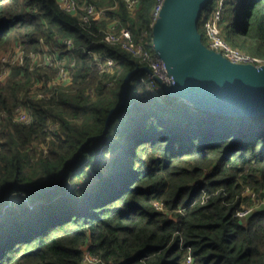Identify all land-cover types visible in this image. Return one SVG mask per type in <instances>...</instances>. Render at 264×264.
Segmentation results:
<instances>
[{"label": "trees", "instance_id": "1", "mask_svg": "<svg viewBox=\"0 0 264 264\" xmlns=\"http://www.w3.org/2000/svg\"><path fill=\"white\" fill-rule=\"evenodd\" d=\"M79 1L104 16L68 14L57 0H0V51L20 46L25 56L0 63V74L10 69L0 82V264H85L86 251L92 264H264V115L198 110L156 83L148 93L139 71L104 131L125 76L143 67L105 35L126 29L136 44L146 33L154 53L156 0H138L135 12L122 0ZM218 1L198 22L205 45ZM218 25L264 64V0H223ZM42 44L59 46L68 83L33 61ZM107 58L115 66L102 72ZM20 106L29 122L15 120Z\"/></svg>", "mask_w": 264, "mask_h": 264}, {"label": "water", "instance_id": "2", "mask_svg": "<svg viewBox=\"0 0 264 264\" xmlns=\"http://www.w3.org/2000/svg\"><path fill=\"white\" fill-rule=\"evenodd\" d=\"M211 0H164L151 25L154 53L164 63L169 85L157 82L167 96L182 100L192 107L230 117L264 115V64L235 63L221 52L210 49L202 41L198 22ZM139 71L138 67L124 78L122 101L112 109L105 129L115 111L124 106L127 84ZM90 137L81 146L96 140Z\"/></svg>", "mask_w": 264, "mask_h": 264}, {"label": "built area", "instance_id": "3", "mask_svg": "<svg viewBox=\"0 0 264 264\" xmlns=\"http://www.w3.org/2000/svg\"><path fill=\"white\" fill-rule=\"evenodd\" d=\"M126 8L130 12H135L138 7V0H122ZM164 0H156L154 5L153 18L154 21L159 13ZM61 9L71 15H77L81 13H86L87 15L93 17L94 19H100L104 16L105 9L98 8L91 3L83 2L81 3L79 0H57ZM223 0L218 1L217 7L212 11L210 16L206 18L203 29L204 36L207 42V47L213 49L215 51L221 52L223 56L235 63H251L254 65H261L262 61L259 59H255L251 56L246 55L240 50L231 47L221 36L219 29V21L221 19V10H222ZM112 28L107 31L105 35V42L109 44H119L125 51L133 55L137 58L145 67H148L149 72L146 75V79L143 80L145 85L146 92L155 93L159 86L161 85L157 82L160 80L163 84L169 85L172 82V78L168 76L166 67L164 63L158 58V56L147 49L144 38L146 33L140 38L139 42L136 44L133 42L132 35L129 30L121 29L116 30L115 26H111ZM64 45L71 47V42L69 40L63 41ZM43 55L39 56V62L34 59L35 63H42L46 66H52L57 69V77L54 79L53 83L59 82L61 84H66L71 80V72L70 69H67L65 65V61L56 58V51L59 50V46L50 47L49 45L42 44ZM14 54L11 58H3L0 62L3 64L8 63L11 67L13 65H23L25 56L23 52L20 50V46H17L13 50ZM37 57V56H36ZM75 65V59L72 60L71 68ZM115 66V63L112 59L107 58L105 64H100V71H108V69ZM4 75H8L10 73V69H6L2 72ZM1 73V74H2ZM0 74V75H1ZM6 78V77H5ZM4 78V79H5ZM2 79L1 81H3ZM158 84L159 86L155 85ZM4 115H0V124L4 119ZM15 120L18 122H29L30 120V111L25 110L21 106L17 108L15 113ZM25 200V199H24ZM12 201V200H11ZM257 205L261 204V202H256ZM252 212V209H247L246 211L240 212L238 216H245ZM96 259L90 257L88 251L85 252L84 263L92 264L96 262ZM186 264H192V258L188 256L185 261Z\"/></svg>", "mask_w": 264, "mask_h": 264}, {"label": "rangeland", "instance_id": "4", "mask_svg": "<svg viewBox=\"0 0 264 264\" xmlns=\"http://www.w3.org/2000/svg\"><path fill=\"white\" fill-rule=\"evenodd\" d=\"M13 50L12 49H8V50H5V51H0V61L5 57V58H11L13 56ZM42 56V55H41ZM36 58V60L39 62V56H34L32 55V59L34 61V59ZM1 63V62H0ZM41 63V62H40ZM6 77V75H4L3 73L0 75V82L2 79H4ZM17 196L19 195H15V194H12L10 196V200H12V202H14L16 199H17ZM23 200L25 198H22Z\"/></svg>", "mask_w": 264, "mask_h": 264}, {"label": "bare ground", "instance_id": "5", "mask_svg": "<svg viewBox=\"0 0 264 264\" xmlns=\"http://www.w3.org/2000/svg\"><path fill=\"white\" fill-rule=\"evenodd\" d=\"M16 192V191H15Z\"/></svg>", "mask_w": 264, "mask_h": 264}]
</instances>
